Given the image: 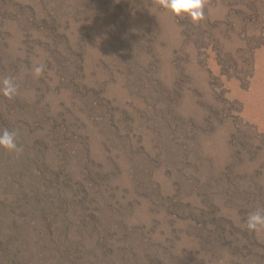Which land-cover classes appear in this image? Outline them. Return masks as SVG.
<instances>
[{"label": "rangeland", "instance_id": "rangeland-1", "mask_svg": "<svg viewBox=\"0 0 264 264\" xmlns=\"http://www.w3.org/2000/svg\"><path fill=\"white\" fill-rule=\"evenodd\" d=\"M205 11L0 0V264H264V0Z\"/></svg>", "mask_w": 264, "mask_h": 264}, {"label": "clouds", "instance_id": "clouds-1", "mask_svg": "<svg viewBox=\"0 0 264 264\" xmlns=\"http://www.w3.org/2000/svg\"><path fill=\"white\" fill-rule=\"evenodd\" d=\"M208 0H155V4L175 17H186L194 25L206 19V6ZM44 63L36 64L32 69L34 78H39L45 70ZM19 92V87L12 77L5 76L0 79V95L12 100ZM18 130L4 128L0 130V148L20 156L24 149L18 144ZM243 228L249 232H264V207L251 211Z\"/></svg>", "mask_w": 264, "mask_h": 264}]
</instances>
